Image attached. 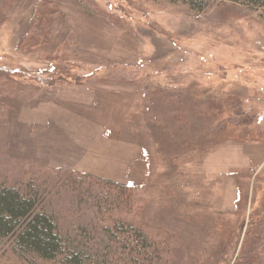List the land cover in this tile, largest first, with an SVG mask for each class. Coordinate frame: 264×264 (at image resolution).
<instances>
[{"label":"rangeland","instance_id":"374dc122","mask_svg":"<svg viewBox=\"0 0 264 264\" xmlns=\"http://www.w3.org/2000/svg\"><path fill=\"white\" fill-rule=\"evenodd\" d=\"M0 69V183L83 264L129 261L115 221L140 264H264V5L0 0ZM12 244L0 264H64Z\"/></svg>","mask_w":264,"mask_h":264},{"label":"trees","instance_id":"16d2710c","mask_svg":"<svg viewBox=\"0 0 264 264\" xmlns=\"http://www.w3.org/2000/svg\"><path fill=\"white\" fill-rule=\"evenodd\" d=\"M172 1L188 3L197 11L203 8L205 2V0ZM243 1L252 6L264 5V0ZM76 182L80 185V181ZM111 183L119 186L116 182ZM39 198L31 188L22 190L15 185L0 183V239H12V248L23 260L30 263L31 259L54 260L62 257L64 264H83L84 257L72 248L53 216L39 209ZM112 227L117 238L116 243L121 245L120 253H126L129 261L119 257L118 260L113 258L109 264H140L145 258L152 260L153 243L139 227L126 221H115ZM256 244L258 254H264V240L259 238ZM140 256L143 257L141 262Z\"/></svg>","mask_w":264,"mask_h":264}]
</instances>
